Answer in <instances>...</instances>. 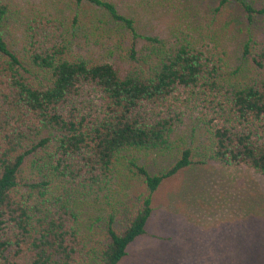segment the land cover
<instances>
[{
  "label": "trees",
  "instance_id": "obj_1",
  "mask_svg": "<svg viewBox=\"0 0 264 264\" xmlns=\"http://www.w3.org/2000/svg\"><path fill=\"white\" fill-rule=\"evenodd\" d=\"M69 1L0 0V264L124 263L159 188L197 162L176 138L194 104L211 156L264 174V27L238 62L227 47L262 0L197 17L184 0Z\"/></svg>",
  "mask_w": 264,
  "mask_h": 264
},
{
  "label": "rangeland",
  "instance_id": "obj_2",
  "mask_svg": "<svg viewBox=\"0 0 264 264\" xmlns=\"http://www.w3.org/2000/svg\"><path fill=\"white\" fill-rule=\"evenodd\" d=\"M13 2L29 10L42 0ZM214 2L184 0L187 10L196 17ZM66 4V0H60L58 9L65 10ZM174 11L170 9V13ZM235 21V26L228 29V38L233 32L236 38L227 41L233 64L240 58L247 29L260 31L264 17L253 26L240 16ZM199 109L194 104L193 110H186L176 137L177 143L186 142L196 149L197 162L159 188L147 233L132 246L122 264H264V174L247 164L228 165L211 156L206 127L198 119ZM166 161L164 156L150 154L143 163L156 172ZM104 214L100 206L90 207L88 224H98L95 220ZM117 214L120 227L125 211Z\"/></svg>",
  "mask_w": 264,
  "mask_h": 264
}]
</instances>
